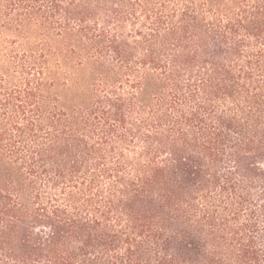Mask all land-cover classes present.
I'll list each match as a JSON object with an SVG mask.
<instances>
[{
	"label": "trees",
	"instance_id": "1",
	"mask_svg": "<svg viewBox=\"0 0 264 264\" xmlns=\"http://www.w3.org/2000/svg\"><path fill=\"white\" fill-rule=\"evenodd\" d=\"M5 35L0 264H264V0H0Z\"/></svg>",
	"mask_w": 264,
	"mask_h": 264
},
{
	"label": "rangeland",
	"instance_id": "2",
	"mask_svg": "<svg viewBox=\"0 0 264 264\" xmlns=\"http://www.w3.org/2000/svg\"><path fill=\"white\" fill-rule=\"evenodd\" d=\"M11 38L12 36L5 35L0 39V73L5 72L8 68V56L10 55V52L13 48L10 44ZM55 59L56 62L59 63L60 72L69 73L68 77H71V79H76L82 74V72L77 70L75 67L76 59L74 57L70 55H63L55 57ZM58 79L62 80V77H59Z\"/></svg>",
	"mask_w": 264,
	"mask_h": 264
}]
</instances>
